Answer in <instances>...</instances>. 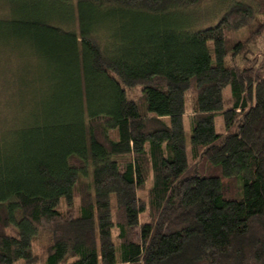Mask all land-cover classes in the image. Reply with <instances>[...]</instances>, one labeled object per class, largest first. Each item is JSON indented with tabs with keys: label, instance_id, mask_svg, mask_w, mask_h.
Returning a JSON list of instances; mask_svg holds the SVG:
<instances>
[{
	"label": "trees",
	"instance_id": "trees-1",
	"mask_svg": "<svg viewBox=\"0 0 264 264\" xmlns=\"http://www.w3.org/2000/svg\"><path fill=\"white\" fill-rule=\"evenodd\" d=\"M71 1L66 26L21 3L0 16L34 70L32 99L0 123V264L37 263L38 239L40 264H264V59L249 49L264 0L235 1L210 27L119 33L120 14L201 0Z\"/></svg>",
	"mask_w": 264,
	"mask_h": 264
},
{
	"label": "rangeland",
	"instance_id": "rangeland-1",
	"mask_svg": "<svg viewBox=\"0 0 264 264\" xmlns=\"http://www.w3.org/2000/svg\"><path fill=\"white\" fill-rule=\"evenodd\" d=\"M0 0V16L8 17L9 14L3 12V8L6 7L8 12L11 11L10 6L12 4L27 6L29 13L35 16L37 13H44L50 17L51 22L60 26H66L67 23L71 24L70 16L73 11L77 13V4L71 0ZM235 1L244 0H201L198 4L190 7H186L183 10H172L170 13L152 17H140V16H125L120 14L115 18L116 33H119L118 29L122 27H128V30L132 27L140 25L145 22L147 25L153 27H176L183 28L186 30H196L200 28L214 26L218 23L222 14L232 5ZM10 10V11H9ZM20 15L19 18H23ZM264 19V14L260 15ZM127 31L125 30V33ZM247 27H243L239 30V38L245 41L249 36ZM251 50V58L260 57L259 61L264 59V33L256 40L249 44ZM33 58L32 49L26 45L25 42L18 40L16 42H5L4 32L0 31V123H4L3 119L6 116L13 115L19 109L22 98L32 99V84L34 70L32 68ZM29 81V82H28ZM26 82H28L26 84ZM226 103L225 107H229V96L230 88L225 90ZM129 98L138 99L141 95V86L129 89L127 91ZM188 110L190 111L193 107V95L188 94L187 97ZM14 110V111H11ZM6 118L5 120H7ZM169 121V118H167ZM215 127L217 132L221 133L225 131L224 119L221 113L215 116ZM4 128V126L0 127ZM185 133L186 140L189 145L190 141V124L188 121L185 122ZM121 161L124 158H119ZM191 159V155H190ZM147 191L143 190L140 195L146 198ZM64 206H62L63 208ZM145 215H142L144 221ZM118 228L113 229V234L116 237L118 234ZM139 229H135L131 233V238L134 240H140ZM117 239V238H116ZM115 239V240H116ZM34 245V252L39 261L35 264H40L41 258L44 254L41 251V244L39 239L36 240ZM15 264H28L23 260H19Z\"/></svg>",
	"mask_w": 264,
	"mask_h": 264
}]
</instances>
